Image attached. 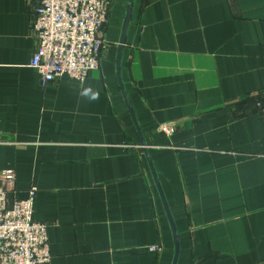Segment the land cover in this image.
<instances>
[{
    "label": "crops",
    "instance_id": "1",
    "mask_svg": "<svg viewBox=\"0 0 264 264\" xmlns=\"http://www.w3.org/2000/svg\"><path fill=\"white\" fill-rule=\"evenodd\" d=\"M126 3L113 0L97 70L43 84L29 67L35 1L0 0L8 198L37 189L49 264H172L138 130L175 264H264V0H133L119 78L134 121L115 73Z\"/></svg>",
    "mask_w": 264,
    "mask_h": 264
},
{
    "label": "built area",
    "instance_id": "2",
    "mask_svg": "<svg viewBox=\"0 0 264 264\" xmlns=\"http://www.w3.org/2000/svg\"><path fill=\"white\" fill-rule=\"evenodd\" d=\"M30 22L35 51L29 67L43 84L61 77L82 84L99 68L103 40L99 33L107 22L113 0H34ZM264 115V96L254 101ZM172 124L159 126L165 135ZM1 141V135H0ZM12 169L0 170V264H49L47 227L32 219L37 189L30 187L23 200L9 199L4 182H13ZM148 252H159L157 245Z\"/></svg>",
    "mask_w": 264,
    "mask_h": 264
},
{
    "label": "water",
    "instance_id": "3",
    "mask_svg": "<svg viewBox=\"0 0 264 264\" xmlns=\"http://www.w3.org/2000/svg\"><path fill=\"white\" fill-rule=\"evenodd\" d=\"M132 4H133V0H127L126 7H125V13H124V17H123L122 25H121V29H120V35H119V39H118V42H117V50H116V55H115V73H116L117 81H118V84H119V89H120L121 94L123 95V97L125 99V103H126L129 115H130L131 119L134 121V117L132 115V112H131V109L129 107V104H128L126 98H125V94H124V91H123V88H122V85H121V81H120V78H119V66H120V61H121L122 49H123V46H124V43H125L126 31H127V27H128L129 21H130ZM136 131H137L138 136H139L140 146L144 150V155H145L146 161L148 163V166H149V169H150L154 184L156 186V189H157L158 195L160 197L163 209L165 211L166 217H167L169 225H170V229H171L172 237H173V242H174V257H173L172 264H175L176 263V259H177V253H178V242H177V236H176V233H175V229L173 227L172 221H171L170 216H169V212L167 210V206L165 204V201H164L163 196L161 194V191L159 189V185H158L157 179L155 177L154 171L152 169L151 162L149 160L145 144L143 142L142 137L139 135V131L138 130H136Z\"/></svg>",
    "mask_w": 264,
    "mask_h": 264
},
{
    "label": "clouds",
    "instance_id": "4",
    "mask_svg": "<svg viewBox=\"0 0 264 264\" xmlns=\"http://www.w3.org/2000/svg\"><path fill=\"white\" fill-rule=\"evenodd\" d=\"M81 95L88 97L90 100H96L99 97V93L92 90V88H86Z\"/></svg>",
    "mask_w": 264,
    "mask_h": 264
},
{
    "label": "rangeland",
    "instance_id": "5",
    "mask_svg": "<svg viewBox=\"0 0 264 264\" xmlns=\"http://www.w3.org/2000/svg\"><path fill=\"white\" fill-rule=\"evenodd\" d=\"M108 43L106 41H103L102 49H101V54L104 51V48L106 47Z\"/></svg>",
    "mask_w": 264,
    "mask_h": 264
}]
</instances>
